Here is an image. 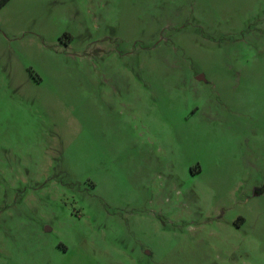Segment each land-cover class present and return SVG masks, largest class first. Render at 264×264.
Instances as JSON below:
<instances>
[{
  "label": "rangeland",
  "instance_id": "374dc122",
  "mask_svg": "<svg viewBox=\"0 0 264 264\" xmlns=\"http://www.w3.org/2000/svg\"><path fill=\"white\" fill-rule=\"evenodd\" d=\"M260 169L264 0L0 6V264H264Z\"/></svg>",
  "mask_w": 264,
  "mask_h": 264
},
{
  "label": "crops",
  "instance_id": "0c3cea01",
  "mask_svg": "<svg viewBox=\"0 0 264 264\" xmlns=\"http://www.w3.org/2000/svg\"><path fill=\"white\" fill-rule=\"evenodd\" d=\"M256 174L260 175V179H262V177L264 178V170L260 169L259 171H256ZM254 195L255 197H261L262 195H264V188H258L255 191ZM255 228L258 230H264V219H260L258 221L256 220ZM248 240H250V238ZM246 253H248L246 255H250L252 252L251 250L246 249Z\"/></svg>",
  "mask_w": 264,
  "mask_h": 264
},
{
  "label": "trees",
  "instance_id": "16d2710c",
  "mask_svg": "<svg viewBox=\"0 0 264 264\" xmlns=\"http://www.w3.org/2000/svg\"><path fill=\"white\" fill-rule=\"evenodd\" d=\"M7 1H8V0H2V1L0 2V6H3Z\"/></svg>",
  "mask_w": 264,
  "mask_h": 264
}]
</instances>
